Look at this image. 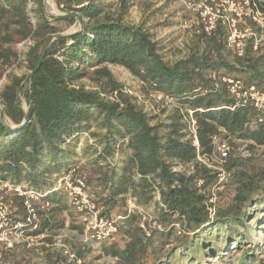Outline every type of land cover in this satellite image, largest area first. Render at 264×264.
Listing matches in <instances>:
<instances>
[{
    "label": "trees",
    "instance_id": "obj_1",
    "mask_svg": "<svg viewBox=\"0 0 264 264\" xmlns=\"http://www.w3.org/2000/svg\"><path fill=\"white\" fill-rule=\"evenodd\" d=\"M99 1L64 0L87 22L80 31L63 36L45 18L40 0H33L30 9L34 29L28 0H0V26L18 29L0 32V80L17 58V44L29 35L33 41L25 53L28 73H7L0 89L8 120L0 117V180L46 192L55 175L86 159L88 170L80 171L103 215L124 217L118 232L126 237L102 249L115 264H264L263 258L257 261L263 236L253 237L248 210L253 201L254 206L264 203V172L252 164V157L229 156L225 168L233 196L226 204L219 202L210 222L205 197L195 183L201 178L209 187L215 176L195 161L197 149L187 138V113L180 111L193 112L200 155L211 154L213 136L249 140V150L264 146V112L251 105L231 110L235 102L226 84L210 77L228 75L264 91V56H253L249 48L242 58L232 56L225 48V29L218 25L210 34L199 28L189 54L170 64L145 30L124 22L131 0H119L115 10L110 4L100 8ZM104 64L121 66L150 91L173 98L177 106L168 113L169 123H153L147 112L123 98L120 84ZM99 65L94 73L118 90L119 102L75 86L85 69ZM93 115L101 128L91 134L94 142L78 153L81 135L94 127ZM190 163L192 173L172 172L173 166ZM127 194L139 205H151L165 231L151 230L147 236L138 216L124 211ZM254 195L260 200L255 202ZM63 197L52 192L44 200L59 204ZM17 199L23 220V199ZM38 215L36 228L26 227L32 236L54 228L45 212ZM175 223L181 224L180 233L170 227ZM258 226L261 229L264 221ZM74 255L69 260L62 252L48 253L42 264H75L84 252Z\"/></svg>",
    "mask_w": 264,
    "mask_h": 264
},
{
    "label": "rangeland",
    "instance_id": "obj_2",
    "mask_svg": "<svg viewBox=\"0 0 264 264\" xmlns=\"http://www.w3.org/2000/svg\"><path fill=\"white\" fill-rule=\"evenodd\" d=\"M41 9L47 21L58 29V35L68 36L81 30L83 23L87 22V18L77 12L72 5L65 4L64 0H40ZM100 8L105 4L111 5V10L118 7L119 0H100ZM62 7V8H61ZM34 8V7H33ZM55 10V11H54ZM192 20L191 15L176 0H131L124 22L132 26H139L145 30L156 44L158 51L164 60L170 64L186 57L190 48L193 46L194 36L199 31L200 26L193 24L188 27V21ZM187 26V27H186ZM18 30L15 25L0 26V32H14ZM17 48V47H16ZM233 56V54H232ZM255 56V55H253ZM260 56H264L261 54ZM12 64L9 72L17 76L28 73V69L24 64ZM110 71L112 78L120 84L119 91L123 98H128L137 108L147 112L153 123L168 124V113L165 101L155 92L150 91L140 81L134 77L128 70L121 66L104 64ZM103 65V66H104ZM101 67L95 66L86 70V75L78 80L75 86H83L86 90H95L99 92L102 98L115 101L118 98L117 91L112 90L108 79L102 78L94 73V70ZM22 107L26 105L24 99L21 98ZM119 102V99L117 100ZM95 124L92 129L85 130L76 144V152L80 153L87 144L94 142L91 134L98 132L101 128V121H97V115H93ZM3 120L8 123L4 116ZM229 141L231 151L229 156H240L241 158L252 157V164L257 166V170L264 172V146H255L249 150L247 148L249 140L238 138H224ZM86 162L78 163V175H84L80 169L85 168ZM85 176V175H84ZM90 186L89 194L93 197V201L97 204V195ZM233 196V188L230 187V181L226 184L223 191L218 194V201L226 204ZM18 196L12 191L3 188L0 185V199L10 206V223L19 220L22 221L24 213L19 210ZM260 195H254L253 199L260 200ZM220 200V201H219ZM222 201V202H221ZM38 208L41 203L35 204ZM253 207V208H252ZM149 211L153 214V207L150 205ZM248 210L253 217L249 220V224L255 229L254 238L263 236L260 241L262 251L257 256L264 260V226L259 229L258 223L264 221V203L254 206V201L249 205ZM39 211L45 212V216L49 218L54 228L46 230L38 236L30 235V230L25 228L22 233L8 228L9 239L13 241L11 248L0 245V254L2 264H42L48 253L67 252L75 254L78 250L84 252V257L75 264H115L116 260L103 253V247H107L115 240H121L126 236L116 235L109 243L97 244L95 241L86 239L82 232V226L77 214L69 206L66 196L62 198L59 205L50 202V206ZM154 215V214H153ZM41 216H39V219Z\"/></svg>",
    "mask_w": 264,
    "mask_h": 264
},
{
    "label": "built area",
    "instance_id": "obj_3",
    "mask_svg": "<svg viewBox=\"0 0 264 264\" xmlns=\"http://www.w3.org/2000/svg\"><path fill=\"white\" fill-rule=\"evenodd\" d=\"M192 17L188 21V27L193 24L200 26V29L206 34H210L220 25L225 29V48L230 51L234 57L242 58L245 56L246 50L249 48L252 55L260 56L264 52V0H176ZM33 0H28V11L31 26L34 29V20L30 9ZM62 8V7H61ZM187 27V26H186ZM33 45L31 36H27L24 40L17 44V64L26 65L25 53L30 46ZM7 69L3 78L0 80V89L6 82ZM213 80H221L226 84V88L230 97L234 100L235 105L230 107L233 110L236 106L251 105L257 112H264V91L260 90L256 85H246L241 80L232 78L231 76L218 77L214 73L210 75ZM141 83V82H140ZM142 84V83H141ZM164 101L167 107V113L176 108V101L167 96L155 92ZM181 113H187L185 119L187 121V138H191L193 145L197 149L196 162L206 167L215 176V182L209 187H204V181L201 178L196 180L198 191L205 197V205L208 213L209 221H213L217 212L218 194L224 190L230 179V173L226 170L225 164L230 155L231 146L228 140L218 136L212 137L214 146L213 151L209 155H200L198 150V141L196 136L195 120L191 110H180ZM260 122L261 119H258ZM128 138L124 139L126 143ZM79 166L62 172L60 175L53 177V185L46 192H37L25 188L24 185H11L8 182L0 180V185L12 191L19 198L23 199L25 209V217L22 221L10 223V206L0 199V245L11 248L13 241L9 239V226L14 231L20 233L26 227L36 228L39 220L38 211L45 210L50 206V202L44 200L45 196L52 192H60L66 196L69 206L77 214L82 232L86 239L95 241L97 244L109 243L118 234L119 225L124 219L123 216L108 218L103 215V207L98 206L93 197L89 194L86 185V177L78 175ZM194 171L193 163L178 164L172 167L174 173L190 174ZM156 199L159 197L157 195ZM40 202L38 208L35 204ZM124 211L127 215L136 214L139 218L138 225L149 236L151 230L165 231L151 214L149 208L137 203V200L130 194L125 196ZM173 227L178 233L181 231V224L175 223ZM69 260H74L75 255L67 252ZM79 262L80 260H76ZM0 264L1 254H0Z\"/></svg>",
    "mask_w": 264,
    "mask_h": 264
},
{
    "label": "water",
    "instance_id": "obj_4",
    "mask_svg": "<svg viewBox=\"0 0 264 264\" xmlns=\"http://www.w3.org/2000/svg\"><path fill=\"white\" fill-rule=\"evenodd\" d=\"M0 117L3 118L4 117V113H3V107L2 104L0 102ZM13 127V126H12Z\"/></svg>",
    "mask_w": 264,
    "mask_h": 264
},
{
    "label": "crops",
    "instance_id": "obj_5",
    "mask_svg": "<svg viewBox=\"0 0 264 264\" xmlns=\"http://www.w3.org/2000/svg\"><path fill=\"white\" fill-rule=\"evenodd\" d=\"M79 162H80V163L86 162V159L79 160ZM79 162H78V163H79ZM54 205H59V204L54 203Z\"/></svg>",
    "mask_w": 264,
    "mask_h": 264
},
{
    "label": "bare ground",
    "instance_id": "obj_6",
    "mask_svg": "<svg viewBox=\"0 0 264 264\" xmlns=\"http://www.w3.org/2000/svg\"><path fill=\"white\" fill-rule=\"evenodd\" d=\"M55 11V10H54ZM6 121V120H5Z\"/></svg>",
    "mask_w": 264,
    "mask_h": 264
}]
</instances>
